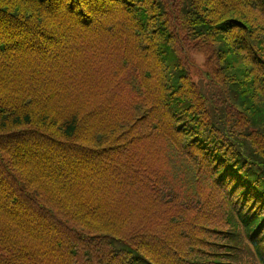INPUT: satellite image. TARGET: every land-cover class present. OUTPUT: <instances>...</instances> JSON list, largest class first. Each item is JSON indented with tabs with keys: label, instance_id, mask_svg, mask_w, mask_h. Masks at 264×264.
Here are the masks:
<instances>
[{
	"label": "trees",
	"instance_id": "obj_1",
	"mask_svg": "<svg viewBox=\"0 0 264 264\" xmlns=\"http://www.w3.org/2000/svg\"><path fill=\"white\" fill-rule=\"evenodd\" d=\"M246 256L264 264V0H0V264Z\"/></svg>",
	"mask_w": 264,
	"mask_h": 264
},
{
	"label": "rangeland",
	"instance_id": "obj_2",
	"mask_svg": "<svg viewBox=\"0 0 264 264\" xmlns=\"http://www.w3.org/2000/svg\"><path fill=\"white\" fill-rule=\"evenodd\" d=\"M182 13V11H180L179 13H178V15H180ZM177 15V16H178ZM178 20L179 21H181V18L179 17L178 18ZM185 20V19H184ZM182 29H185V28H181V30ZM181 30H179V34H180V31ZM195 50H196V48H195ZM209 51V48L207 47L204 51H202V52H197V53H195V54H193V55H191V57H192V59L196 62V64L199 66V69L200 68H203L204 66H205V62H206V59H207V56H206V54H205V52H208ZM185 59V58H184ZM185 62H187L188 64H190L191 66H187L188 67V69L189 70H192V64L190 63V62H188L186 59H185ZM196 82H198V81H196ZM204 82V81H203ZM169 177V176H168ZM169 179L170 180H172V178L171 177H169ZM234 209H230V212H234L233 211ZM235 213H236V211H235ZM247 257V259H248V261H243L241 264H256L255 262L254 263H252L250 260H249V257L248 256H246Z\"/></svg>",
	"mask_w": 264,
	"mask_h": 264
}]
</instances>
